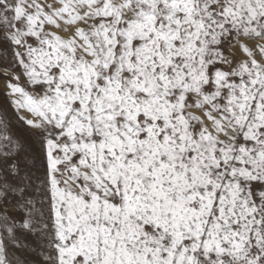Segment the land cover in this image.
I'll list each match as a JSON object with an SVG mask.
<instances>
[{
    "label": "snow or ice",
    "instance_id": "6c2138e0",
    "mask_svg": "<svg viewBox=\"0 0 264 264\" xmlns=\"http://www.w3.org/2000/svg\"><path fill=\"white\" fill-rule=\"evenodd\" d=\"M0 264H264V0H0Z\"/></svg>",
    "mask_w": 264,
    "mask_h": 264
}]
</instances>
